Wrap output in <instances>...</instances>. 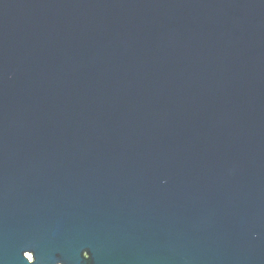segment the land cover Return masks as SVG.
Instances as JSON below:
<instances>
[{
  "label": "water",
  "instance_id": "water-1",
  "mask_svg": "<svg viewBox=\"0 0 264 264\" xmlns=\"http://www.w3.org/2000/svg\"><path fill=\"white\" fill-rule=\"evenodd\" d=\"M0 264H264V0H0Z\"/></svg>",
  "mask_w": 264,
  "mask_h": 264
}]
</instances>
